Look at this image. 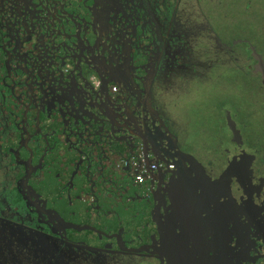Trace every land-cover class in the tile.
<instances>
[{"label":"flooded vegetation","instance_id":"af4514ba","mask_svg":"<svg viewBox=\"0 0 264 264\" xmlns=\"http://www.w3.org/2000/svg\"><path fill=\"white\" fill-rule=\"evenodd\" d=\"M128 1L0 0V264H167L163 243L177 264H264V216L259 231L254 220H243L253 245L229 236L226 252L199 244L191 229L183 232L186 245L161 241L168 235L159 231L160 220H202L213 207L195 202L189 212L176 209L173 187L161 183L166 172L178 171L175 158L154 157L147 145L145 129L166 114L140 85L152 84L167 51L183 53L180 37L170 44L186 33L175 18L178 0ZM172 72L168 67L166 74ZM100 146L104 157L95 158L90 149ZM132 162L146 171L141 182ZM93 165L119 171L122 188L128 176L147 189L143 201L115 190L122 194L117 207L133 215L126 231L109 210L112 200L106 209L100 204L108 191L102 177L90 178ZM47 175L66 187L64 196L39 190L51 184ZM107 216L110 225L102 220ZM204 231L205 240L215 237L208 225ZM147 233L150 243L135 245Z\"/></svg>","mask_w":264,"mask_h":264},{"label":"rangeland","instance_id":"374dc122","mask_svg":"<svg viewBox=\"0 0 264 264\" xmlns=\"http://www.w3.org/2000/svg\"><path fill=\"white\" fill-rule=\"evenodd\" d=\"M124 10L128 15L132 9L130 6ZM175 18L186 33L183 37L172 36L170 44L180 37L183 53L167 51L152 84L145 82L140 85L150 95H155L161 102L160 113L166 114V117L163 115L164 118L156 120L151 129H145L147 145L154 157L165 158L166 155L175 158L178 171L166 172L161 182L168 189L173 187L175 208L189 212L192 204L198 202L201 206L213 207V216L202 220H187V215L167 216L158 225L159 231L165 229L168 235L167 238L161 236V241L186 245L183 232L191 229L199 244L216 245L224 252L229 236L235 238L237 245H253L254 240L247 237L248 229L243 220H254L253 228L256 231L262 229L264 0H178ZM174 33L177 34V29ZM168 67L173 68L171 74H166ZM181 68L185 72L180 71ZM185 74H188L187 86ZM166 76H173V80H164ZM161 87L166 89L165 95H158ZM172 97L174 100L170 102ZM91 124L94 127V123ZM101 146L90 149L95 158L101 153L104 157ZM109 154L106 152V156ZM114 171L104 169V165H93L90 178H103L100 184L108 194L106 198L99 197L100 204L106 209L112 200L114 207L109 210L122 218V228L126 231L129 228L127 218L133 215L117 207L122 194L118 196L115 190L122 188L117 181L121 173ZM46 179L51 184L41 186V192L47 190L55 196L66 194V187L58 186L54 177L47 175ZM131 182L133 179L128 176L121 182L124 199L134 196L138 197L136 200L143 201L147 189ZM28 187L35 194L34 187L31 184ZM75 192L73 189L67 194ZM125 203L128 205L127 201ZM140 205L145 208L143 202ZM71 207L76 208L77 204ZM111 218L107 216L102 220L110 225ZM206 225L215 237L205 240ZM103 230L105 234L109 232L106 226ZM141 233L144 235L143 231ZM150 240V233H147L143 241L137 237L134 242L140 245L150 243ZM125 245L130 244L126 242ZM162 250L165 261L169 259L167 264H177L175 251V259L170 260L172 251L165 243Z\"/></svg>","mask_w":264,"mask_h":264},{"label":"built area","instance_id":"2783aa9c","mask_svg":"<svg viewBox=\"0 0 264 264\" xmlns=\"http://www.w3.org/2000/svg\"><path fill=\"white\" fill-rule=\"evenodd\" d=\"M126 161L122 160L120 164H125ZM132 166L135 168L137 167V171L135 174H133L134 180L136 182H141L145 176L146 171L143 169V165L140 166V164H137L136 162H132Z\"/></svg>","mask_w":264,"mask_h":264}]
</instances>
